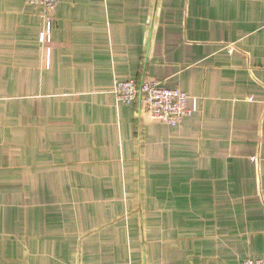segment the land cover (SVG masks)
Instances as JSON below:
<instances>
[{
    "label": "crops",
    "instance_id": "1",
    "mask_svg": "<svg viewBox=\"0 0 264 264\" xmlns=\"http://www.w3.org/2000/svg\"><path fill=\"white\" fill-rule=\"evenodd\" d=\"M39 14L0 0V264L264 259V0H58L44 46Z\"/></svg>",
    "mask_w": 264,
    "mask_h": 264
},
{
    "label": "built area",
    "instance_id": "2",
    "mask_svg": "<svg viewBox=\"0 0 264 264\" xmlns=\"http://www.w3.org/2000/svg\"><path fill=\"white\" fill-rule=\"evenodd\" d=\"M26 2L40 8L41 30L38 42L44 46L52 34L58 0H26ZM112 93L118 103L138 105L140 122L142 120L157 122L173 128L191 115L187 107V94L177 89L165 88L155 80L141 83L133 80H115ZM241 264H264V259L246 260Z\"/></svg>",
    "mask_w": 264,
    "mask_h": 264
}]
</instances>
